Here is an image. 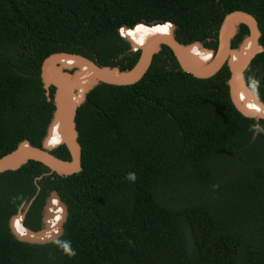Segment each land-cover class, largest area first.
Returning <instances> with one entry per match:
<instances>
[{
	"label": "trees",
	"instance_id": "16d2710c",
	"mask_svg": "<svg viewBox=\"0 0 264 264\" xmlns=\"http://www.w3.org/2000/svg\"><path fill=\"white\" fill-rule=\"evenodd\" d=\"M237 9L262 31L245 78L264 102V0H0V157L47 133L54 104L40 72L49 53L131 68L140 51L122 27L138 43L170 30L140 21L170 22L181 42L216 49L225 15ZM248 32L242 24L235 49ZM229 77L224 65L196 78L163 45L137 83L93 88L76 116L81 172L37 181L69 206L60 237L22 242L8 224L49 168L30 160L0 173V264H264V119L235 108ZM59 141L56 131L47 144ZM52 152L70 159L64 144ZM48 193L42 187L37 200ZM33 224L38 230L41 218Z\"/></svg>",
	"mask_w": 264,
	"mask_h": 264
},
{
	"label": "water",
	"instance_id": "95a60500",
	"mask_svg": "<svg viewBox=\"0 0 264 264\" xmlns=\"http://www.w3.org/2000/svg\"><path fill=\"white\" fill-rule=\"evenodd\" d=\"M143 24L167 23L169 34L154 33L143 43L132 39L128 31L132 28L122 27V35L129 41L131 51H140L136 63L127 69L100 66L90 58L80 53L55 51L49 53L42 61L40 77L48 100H52L54 107L47 133L41 142L31 144L22 142L12 151L0 157V173L18 170L30 160L41 162L50 172L59 176H69L82 170V145L79 141L77 129V111L84 98L101 83L109 85H132L140 81L152 65L154 56L163 45L168 46L180 68L196 78L207 79L217 74L227 65L230 70L228 90L235 108L245 117L264 119V102L256 91L248 86L245 73L252 60L260 51L262 31L256 16L245 10L237 9L227 13L218 30V46L216 49L204 44L183 43L174 33V26L170 22L155 21ZM248 27V35L243 43L235 49L233 41L241 25ZM135 28V27H134ZM71 61V63H68ZM51 88H54L51 97ZM253 105L256 108H251ZM60 135L59 144L49 146L47 143L56 132ZM260 131L256 128L255 135ZM64 144L70 154V159H64L52 152L59 145ZM48 204L54 198L62 208L61 220L51 226L48 222L52 204L44 209L42 229L32 230L24 225V213L20 210L9 219V228L14 237L22 242L46 244L64 232L65 223L69 215V206L60 194L53 190ZM21 222V230L15 227V221Z\"/></svg>",
	"mask_w": 264,
	"mask_h": 264
},
{
	"label": "flooded vegetation",
	"instance_id": "af4514ba",
	"mask_svg": "<svg viewBox=\"0 0 264 264\" xmlns=\"http://www.w3.org/2000/svg\"><path fill=\"white\" fill-rule=\"evenodd\" d=\"M53 93H54V88H52V95H53ZM49 174H52V172H46V173H43V175H41L39 177H36L34 183H35V185L37 187V191L34 194L30 195V196H29V194H27L21 200V202L18 204L16 212L13 213V214H16L19 210H20V212L24 213V225H26L27 227H30V226H28V223L30 222V219L34 216L35 219H37V218L40 219L41 218V224L42 225L39 227V229H42V227L44 226L43 225L44 209L49 204L50 205L51 204L54 205L53 202L51 203V201L48 204L49 199H50L49 198L50 197V193L53 190H50V188L48 187V185L40 186L37 183V181L38 180H41L44 175H49ZM42 187L43 188H46V190L49 191V193L45 197H42V198H40V199L37 200L38 196L40 195V193L42 191ZM42 199H43V202H42ZM34 207L36 209L34 210V213H32L33 212L32 210H33ZM37 208H40V209L37 211ZM54 208L55 207L52 206V210L50 211V215H49V218H48V222L50 223L51 226H54L55 225V222L57 221L56 218H55L56 217V214H55V209ZM36 216H37V218H36ZM10 217H9V219H10ZM33 227H37L35 224H33L32 227H30V228L32 230L33 229L36 230Z\"/></svg>",
	"mask_w": 264,
	"mask_h": 264
},
{
	"label": "bare ground",
	"instance_id": "6f19581e",
	"mask_svg": "<svg viewBox=\"0 0 264 264\" xmlns=\"http://www.w3.org/2000/svg\"><path fill=\"white\" fill-rule=\"evenodd\" d=\"M154 33L169 34V31H156V32H154ZM154 33H152V34H154ZM149 36H151V34H150ZM149 36H147V37H149ZM147 37H146V38H147ZM146 38H144V39L142 40L143 43L145 42ZM142 41H140V42H142ZM140 42H139V44H140ZM68 63H71V61H68ZM250 106H251V108H256V107H254L253 105H250ZM55 203L58 205V207H60V204H59L57 201H55ZM53 206L55 207V205H53ZM60 220H61V217L57 219V221L55 222V224H57ZM17 226H18L19 230L22 229V227H21V222H20L18 219H17Z\"/></svg>",
	"mask_w": 264,
	"mask_h": 264
},
{
	"label": "clouds",
	"instance_id": "9594fccd",
	"mask_svg": "<svg viewBox=\"0 0 264 264\" xmlns=\"http://www.w3.org/2000/svg\"><path fill=\"white\" fill-rule=\"evenodd\" d=\"M120 34L122 35V33H121V29H120ZM122 36H123V35H122ZM123 37H124V36H123ZM51 89H52V88H51ZM52 96H53V95H52ZM52 96H51V97H52ZM53 150H54V149H53ZM133 178H134V177H132V176L129 177V179H133ZM55 201H57V200H55ZM52 202H53V204L55 203L54 200H53ZM60 208H61V207H60ZM61 209H62V208H61ZM61 213H62V210H61ZM61 213H60V214H56V217H55L56 220H57L58 218L61 217ZM18 220H19V219H18Z\"/></svg>",
	"mask_w": 264,
	"mask_h": 264
},
{
	"label": "built area",
	"instance_id": "2783aa9c",
	"mask_svg": "<svg viewBox=\"0 0 264 264\" xmlns=\"http://www.w3.org/2000/svg\"><path fill=\"white\" fill-rule=\"evenodd\" d=\"M54 202H55V200H54ZM54 205H55V214H60L61 213V208L60 207H58V205L56 204V203H54Z\"/></svg>",
	"mask_w": 264,
	"mask_h": 264
},
{
	"label": "rangeland",
	"instance_id": "374dc122",
	"mask_svg": "<svg viewBox=\"0 0 264 264\" xmlns=\"http://www.w3.org/2000/svg\"><path fill=\"white\" fill-rule=\"evenodd\" d=\"M54 200H57L56 198H54ZM62 210V209H61Z\"/></svg>",
	"mask_w": 264,
	"mask_h": 264
}]
</instances>
